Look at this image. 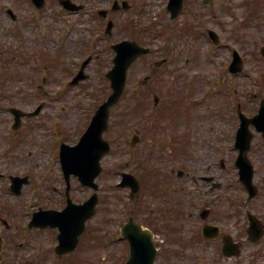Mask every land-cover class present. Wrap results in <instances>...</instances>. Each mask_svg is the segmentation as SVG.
Listing matches in <instances>:
<instances>
[{
    "label": "rangeland",
    "instance_id": "1",
    "mask_svg": "<svg viewBox=\"0 0 264 264\" xmlns=\"http://www.w3.org/2000/svg\"><path fill=\"white\" fill-rule=\"evenodd\" d=\"M107 1L89 0V6L109 7L111 4L103 5ZM130 1L132 10L111 14L116 23L113 35L107 37L103 31L105 25L101 27L104 19L90 14L91 7L73 13L64 9L59 0H48L46 7L37 11L30 0H0V234L4 237L3 253L8 264H115L107 253H112L113 257L125 256V243L117 241L110 246L108 237L117 238L121 225L131 215L146 225L154 223L160 228L157 238L167 254H174L173 264H204V261L197 262L199 259L196 260L190 251L192 248L182 247L190 244L186 235L181 238L178 230L168 231L151 212L155 210H150V205L157 206V201L165 197L157 196L152 200L142 189L138 198L130 200L129 189L116 185L122 171L139 176L143 170L139 156L145 157L152 151L156 154L147 157L148 167L156 166L159 177L168 179L163 190L168 189L173 201L181 197L177 201L183 205L185 213L194 214L197 205H202L207 198L208 184L192 187L195 184L189 172L196 176L203 174L206 165L215 159L214 167L207 172L215 174L223 184L215 191L221 222L232 230L246 229L248 207L264 220V137L260 133H256L249 157L256 167L255 180L261 191L250 202L234 164L238 154L234 147L235 132L239 126L236 105L242 103L243 110L253 115L264 98V58L260 56L264 44V0H214L207 5L203 0H189L183 14L175 20L169 19L168 0ZM256 6L261 7L257 9ZM10 7L19 17L16 22L6 12ZM129 20L132 25L126 27ZM186 20L192 22L195 34L185 33L184 28L180 32ZM151 24L154 29L150 28ZM209 27L219 32L220 44L215 45L209 38ZM124 37H135L153 46L154 50L133 66L126 92L112 109L110 127L104 134L112 150L102 160L97 214L88 222L75 252L58 257L54 252L58 230L46 227L29 232L26 224L33 210L41 207L62 209L66 205V181L53 149L60 139L76 143L95 109L109 94L110 81L105 74L113 64L111 43ZM93 40L96 41L93 43ZM233 48L239 49L245 58V69L238 75L231 74L228 69ZM90 54L93 60L86 68L88 78L71 85L73 75ZM54 60H58L56 65L51 63ZM155 66L160 72L152 81L155 91L150 93V104L146 110H137L135 92H143L142 79L146 75L153 79L157 70H151ZM196 72H203L204 81L194 83L200 87L191 93L189 90L193 86L186 85L188 82L183 76L188 74L195 80ZM160 79L166 81L161 84ZM172 86L177 110L181 107L185 112L173 119L176 128L170 126L166 118L161 120V128L156 129L151 107H166L164 96ZM233 86L236 89L233 90ZM183 90L187 93L179 98ZM203 90L208 92L203 101L192 100ZM155 95L160 96L159 104H155ZM42 102L44 108L38 116L24 118L17 134L20 139L12 148L14 139L9 134L15 132H11L13 117L8 107L14 104L33 110ZM63 106H67L66 111L62 110ZM134 130L142 137L135 147L130 144ZM184 135H187L184 147L187 146L189 154L183 158L185 165L182 167L180 158L175 157L171 162L166 155H160L166 151L160 145L163 139ZM222 158L225 168L221 167ZM171 166L186 171L182 180L188 186L182 194L179 190L173 192L175 183L181 180L176 173L170 174ZM25 172L30 173L32 182L24 186L20 195H14L9 189L10 174L24 175ZM93 192L92 188L72 178L70 195L73 200L84 201ZM231 213L240 215L235 217L237 224L234 218H229ZM1 217L10 223L9 228ZM189 219L183 218V224H188V234L196 222ZM175 223L181 224L178 220ZM173 236L182 241L178 243ZM242 236L246 240L245 232ZM243 251L246 258L240 259L222 258L218 250L213 249L204 250L200 255L209 260L206 264H235L237 261L236 264H264V237L259 243L247 242Z\"/></svg>",
    "mask_w": 264,
    "mask_h": 264
},
{
    "label": "water",
    "instance_id": "2",
    "mask_svg": "<svg viewBox=\"0 0 264 264\" xmlns=\"http://www.w3.org/2000/svg\"><path fill=\"white\" fill-rule=\"evenodd\" d=\"M36 4L41 7L44 5L45 0H34ZM62 3L70 8H78L70 0H62ZM127 6V5H125ZM169 8L173 11V17L179 15L183 8V0H170ZM112 27V22L109 23V28ZM210 34L216 42L219 41V35L216 31L210 30ZM117 50V55L114 59L115 66L107 73V76L112 81L113 92L109 95L108 99L99 107L97 113L93 117L91 125L87 132L82 137L80 144L74 148L63 150V165L65 169V175L69 178L72 172H75L80 176L83 184L95 185L94 179L101 170L100 159L109 151V142L103 139V131L108 127V118L110 114V107L115 104L121 97L125 85L127 72L130 64L138 57L139 54L147 52L148 49L140 46L136 42L124 40L114 45ZM264 54V47L262 48ZM243 67V61L239 55L236 56L235 61L231 65V69L239 71ZM82 76H77L76 81ZM242 117V126L237 133L236 146L240 148V154L237 163L241 167V178L244 183L252 189V195L257 191V187L253 184V166L250 165L247 160L246 154L250 149L251 139L253 134L248 129L249 123L253 122L256 124L259 130L264 132V103L260 109L259 114L252 118H247L244 115ZM136 180L132 179L130 183H134ZM21 184V183H19ZM14 188V186H13ZM16 191H20L18 187H15ZM98 198L96 195L92 196L84 204H75L69 200L68 206L61 212L48 211V216L43 219L44 223L52 225H60L62 233L59 235L60 244L56 250L58 253H64L75 249L79 235L85 229L86 220L95 213V206ZM250 218V238L252 240H259L263 235L264 229L260 220L252 213L249 214ZM36 218L33 224H39ZM43 224V223H41ZM140 225L134 221L128 222L123 229V234L130 238L131 245L134 246L137 251L142 245H148L147 242H142V233L135 232L140 229ZM131 229V232L128 231ZM228 247V241L224 248ZM128 264H134L131 260ZM136 264V263H135Z\"/></svg>",
    "mask_w": 264,
    "mask_h": 264
},
{
    "label": "flooded vegetation",
    "instance_id": "3",
    "mask_svg": "<svg viewBox=\"0 0 264 264\" xmlns=\"http://www.w3.org/2000/svg\"><path fill=\"white\" fill-rule=\"evenodd\" d=\"M183 77H185V81H187V82H190V81H196L197 83H199V80H200L201 78L204 79L203 72H196V78H195V80H191V78L188 76V74H184ZM174 150H175V151L179 150L181 153L184 152V149L182 148L181 144L176 145V148H175ZM175 151H171L172 154H176ZM212 167H213V164H209L208 167H207V170L209 171ZM172 172H173V170H172ZM202 176H203V177H204V176H213V177H214L215 175H214V174H208V175H202ZM214 180H215V177H214L213 181H208V180H206V179L203 178V181L207 182L208 184H209V183H213ZM210 188H212V185H210ZM184 189H185V188L181 185V186H180V191L183 192ZM173 191L175 192L176 190H173ZM211 191H212V194H213V197H214V196H215V191H214V190H211ZM177 202H178V201H177ZM216 205H217V204H216L215 202H213V203L211 204V203L209 202V200H208V205H206L207 208L210 210V212L207 214L206 217H208L207 220H211V222H214V221H218V220H219V218L215 216V215H219L218 211H217V210H214V208H215ZM208 206H209V207H208ZM176 216H177V214H176ZM182 216H183V214L180 215V217H182ZM193 220H194V219H193ZM214 223H215V222H214ZM151 226H152V225H151ZM152 228H153L155 231H157L156 228H155L154 226H152ZM192 234H193V235H197V231H193ZM156 235L158 236L157 233H156ZM219 238H220V237H217L216 239H212V240H214V241H213V243H212V242L209 243V245H210L209 248H214V246H217V244H215L214 242L217 241V239H219ZM156 242H157V238H156ZM173 259H174V254H172V255L167 254V250L164 248L163 244H159V245H158V255H157V261H156V264H164V263H168L167 260L170 261V263H168V264H173V263H172Z\"/></svg>",
    "mask_w": 264,
    "mask_h": 264
},
{
    "label": "trees",
    "instance_id": "4",
    "mask_svg": "<svg viewBox=\"0 0 264 264\" xmlns=\"http://www.w3.org/2000/svg\"><path fill=\"white\" fill-rule=\"evenodd\" d=\"M251 5H252V4H251ZM258 5H259V4H258ZM256 7H257V9H258V8L260 9L261 6H260V7H259V6H256Z\"/></svg>",
    "mask_w": 264,
    "mask_h": 264
}]
</instances>
